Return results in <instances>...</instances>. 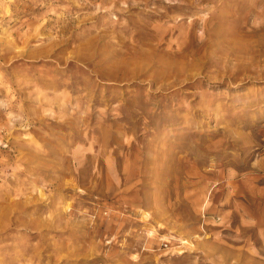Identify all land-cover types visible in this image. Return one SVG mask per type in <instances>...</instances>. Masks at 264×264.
Listing matches in <instances>:
<instances>
[{"label":"rangeland","instance_id":"374dc122","mask_svg":"<svg viewBox=\"0 0 264 264\" xmlns=\"http://www.w3.org/2000/svg\"><path fill=\"white\" fill-rule=\"evenodd\" d=\"M0 264H264V0H0Z\"/></svg>","mask_w":264,"mask_h":264},{"label":"bare ground","instance_id":"6f19581e","mask_svg":"<svg viewBox=\"0 0 264 264\" xmlns=\"http://www.w3.org/2000/svg\"><path fill=\"white\" fill-rule=\"evenodd\" d=\"M209 199V198H208ZM208 201V200H207ZM207 201L205 202V206H206V204H207Z\"/></svg>","mask_w":264,"mask_h":264}]
</instances>
